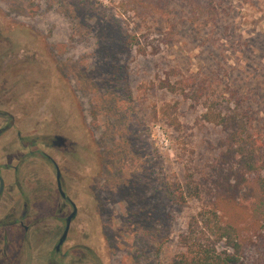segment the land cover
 I'll use <instances>...</instances> for the list:
<instances>
[{
    "label": "rangeland",
    "instance_id": "374dc122",
    "mask_svg": "<svg viewBox=\"0 0 264 264\" xmlns=\"http://www.w3.org/2000/svg\"><path fill=\"white\" fill-rule=\"evenodd\" d=\"M0 35L3 93L18 109L32 102L34 132L48 107L45 127L80 143L93 173L85 231L106 264H174L232 129L209 110L264 154V0H0ZM166 78L193 86L172 93ZM173 184L186 202L171 200ZM243 244L238 264H264L263 235Z\"/></svg>",
    "mask_w": 264,
    "mask_h": 264
},
{
    "label": "flooded vegetation",
    "instance_id": "af4514ba",
    "mask_svg": "<svg viewBox=\"0 0 264 264\" xmlns=\"http://www.w3.org/2000/svg\"><path fill=\"white\" fill-rule=\"evenodd\" d=\"M2 39L0 60L8 54ZM2 82L0 264H106L85 231L93 228V186L82 184L93 183V173L80 169V143L45 127L48 107L43 132H34L32 102L18 109Z\"/></svg>",
    "mask_w": 264,
    "mask_h": 264
},
{
    "label": "trees",
    "instance_id": "16d2710c",
    "mask_svg": "<svg viewBox=\"0 0 264 264\" xmlns=\"http://www.w3.org/2000/svg\"><path fill=\"white\" fill-rule=\"evenodd\" d=\"M191 79L175 83L162 79L160 88L185 93L186 85L193 86ZM201 89L197 99L202 97ZM172 106L164 104L160 111L179 130L182 125L172 114ZM205 118L232 129L225 151L207 178L211 181L209 202L191 217L187 230L179 236L183 250L174 264H238L244 254L243 240L264 236V154L258 140L233 117L209 110ZM168 191L174 203L186 202L188 194L180 184L170 185Z\"/></svg>",
    "mask_w": 264,
    "mask_h": 264
}]
</instances>
